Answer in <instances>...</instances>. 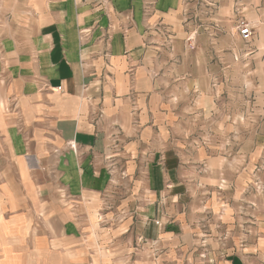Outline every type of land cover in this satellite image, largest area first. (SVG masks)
I'll return each mask as SVG.
<instances>
[{"label": "crops", "instance_id": "0c3cea01", "mask_svg": "<svg viewBox=\"0 0 264 264\" xmlns=\"http://www.w3.org/2000/svg\"><path fill=\"white\" fill-rule=\"evenodd\" d=\"M178 1L0 0V264H176L190 251L199 215L176 200L169 213L163 198L179 115L160 87L152 38L175 23ZM119 148L130 159L160 157L146 168V190L160 192L136 208L142 248L92 240L108 152ZM257 224L253 243L220 253L218 264H264Z\"/></svg>", "mask_w": 264, "mask_h": 264}, {"label": "rangeland", "instance_id": "374dc122", "mask_svg": "<svg viewBox=\"0 0 264 264\" xmlns=\"http://www.w3.org/2000/svg\"><path fill=\"white\" fill-rule=\"evenodd\" d=\"M177 9L175 23L158 24L152 37L160 87L179 115L167 143L174 156L166 155L176 174L163 198L169 213L179 208L176 200L200 217L201 234L185 243L190 251L175 263L218 264L220 253L235 257L240 246L251 245L264 221V0H179ZM240 20L252 26L248 42L236 33ZM115 151L121 155L108 152L109 187L98 196L105 202L94 210L92 240L142 248L147 240L132 237L143 226L136 208L160 192L146 190L147 163L160 157L147 152L130 159L122 148ZM116 226L122 231L110 237ZM122 261L128 264L127 257Z\"/></svg>", "mask_w": 264, "mask_h": 264}, {"label": "built area", "instance_id": "2783aa9c", "mask_svg": "<svg viewBox=\"0 0 264 264\" xmlns=\"http://www.w3.org/2000/svg\"><path fill=\"white\" fill-rule=\"evenodd\" d=\"M150 5H151V2H146L145 8H144L145 12H148ZM236 33H237L238 37L240 38V40H242L243 42H248L253 37L252 26L250 25L249 22H247L245 20H240L237 23ZM191 43L192 42H189L188 44L191 45ZM70 146L73 149L75 147V145L73 143H71ZM156 223H158V221H156Z\"/></svg>", "mask_w": 264, "mask_h": 264}]
</instances>
